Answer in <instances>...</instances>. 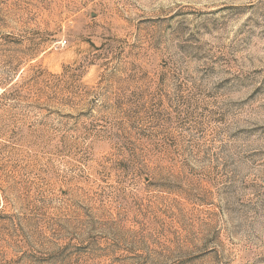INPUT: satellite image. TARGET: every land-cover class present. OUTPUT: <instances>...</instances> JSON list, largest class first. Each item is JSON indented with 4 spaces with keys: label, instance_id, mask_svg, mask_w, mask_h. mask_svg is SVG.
<instances>
[{
    "label": "rangeland",
    "instance_id": "374dc122",
    "mask_svg": "<svg viewBox=\"0 0 264 264\" xmlns=\"http://www.w3.org/2000/svg\"><path fill=\"white\" fill-rule=\"evenodd\" d=\"M0 264H264V0H0Z\"/></svg>",
    "mask_w": 264,
    "mask_h": 264
},
{
    "label": "built area",
    "instance_id": "2783aa9c",
    "mask_svg": "<svg viewBox=\"0 0 264 264\" xmlns=\"http://www.w3.org/2000/svg\"><path fill=\"white\" fill-rule=\"evenodd\" d=\"M64 43V42H63Z\"/></svg>",
    "mask_w": 264,
    "mask_h": 264
}]
</instances>
